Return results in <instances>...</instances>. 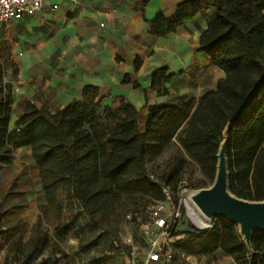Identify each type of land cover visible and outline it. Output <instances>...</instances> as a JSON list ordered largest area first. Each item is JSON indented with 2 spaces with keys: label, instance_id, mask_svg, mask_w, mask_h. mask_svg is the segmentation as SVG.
<instances>
[{
  "label": "trees",
  "instance_id": "obj_1",
  "mask_svg": "<svg viewBox=\"0 0 264 264\" xmlns=\"http://www.w3.org/2000/svg\"><path fill=\"white\" fill-rule=\"evenodd\" d=\"M145 5L137 0L135 8L144 13ZM202 10L206 27L197 50L224 75L197 99L181 96L175 105H149L143 131L133 104L117 96L101 106L99 88L92 84L83 87L79 101L55 112L27 101L18 129L10 130L12 81L19 69L9 43L0 42V169L12 165L15 149L28 148L42 189L38 216L24 237L27 190L17 176L0 183V246L6 244L14 264H58L62 241L80 229L99 227L127 201L132 214L147 211L149 217V208L165 199L163 186L172 194L183 179L192 189L211 185L227 126L230 192L264 199V0H180L170 15L155 11L147 20L150 33L165 36ZM139 62L135 59L134 66ZM7 70L9 80L3 82ZM171 76L165 67L153 70L150 87L165 95ZM169 146L174 149L149 170L148 159ZM186 233L171 249L197 259L220 250L232 264H264V232L253 234L252 253L237 226L221 217ZM45 252L53 254L47 263Z\"/></svg>",
  "mask_w": 264,
  "mask_h": 264
},
{
  "label": "crops",
  "instance_id": "obj_2",
  "mask_svg": "<svg viewBox=\"0 0 264 264\" xmlns=\"http://www.w3.org/2000/svg\"><path fill=\"white\" fill-rule=\"evenodd\" d=\"M179 1L146 0L144 13L135 8L137 0H58L54 10L46 9L47 1L35 14L0 27V42L9 43L19 69L12 81L9 129H18L27 101L55 112L79 101L87 84L99 88L101 106L117 96L133 104L139 110L141 131L149 105H175L181 96L197 99L204 89H215L224 72L197 50L206 27L204 10L165 36L150 33L147 20L155 11L170 15ZM135 59L140 61L138 67ZM159 67L172 75L165 95L150 87L151 72ZM9 75L7 70L3 82ZM21 151L29 153L28 148L15 149L13 167L19 165L15 162ZM205 258L215 259L212 264L233 263L220 250Z\"/></svg>",
  "mask_w": 264,
  "mask_h": 264
},
{
  "label": "rangeland",
  "instance_id": "obj_3",
  "mask_svg": "<svg viewBox=\"0 0 264 264\" xmlns=\"http://www.w3.org/2000/svg\"><path fill=\"white\" fill-rule=\"evenodd\" d=\"M173 149V146H169L156 158L148 159V169H156L157 165ZM16 157L15 164L19 163V165L13 167L12 164L10 167L0 169V183H4L5 180L10 181L14 176H17L18 184L19 179L23 180L20 186L27 190L23 198L28 204L26 212H23L27 230L24 237H27L29 226L33 222H31V219H35L38 216V206L42 202V195L30 154L26 153V151H21ZM193 173L195 175L198 174L197 169H194ZM193 190L187 186L186 180L183 179L172 191L171 207L178 209V215L172 228L174 236L172 240L174 242L183 241L181 238H185L186 232L191 231L192 228L203 229L210 227L215 220L205 219L191 202L189 195ZM129 207L130 201H127L125 207L111 210L99 227H94L91 230L80 229L77 233H71L66 240L60 243L63 253H57L56 255L58 264H129L131 262L141 263L144 261L147 239L144 235L143 226L148 221V212L138 211L132 214L128 210ZM46 228L49 234L53 232L51 224L46 225ZM0 242H2V239ZM172 250L174 257L172 264H180L183 261V254L173 246ZM51 257H53V254L49 252H45L43 255L46 263ZM214 261L215 259H207L205 257L197 259L192 256L188 263L212 264V262L215 263ZM0 264H14L11 254L7 252L6 244L0 246Z\"/></svg>",
  "mask_w": 264,
  "mask_h": 264
},
{
  "label": "water",
  "instance_id": "obj_4",
  "mask_svg": "<svg viewBox=\"0 0 264 264\" xmlns=\"http://www.w3.org/2000/svg\"><path fill=\"white\" fill-rule=\"evenodd\" d=\"M228 132L229 126L224 129L217 150L216 172L212 184L194 189L189 197L205 219L221 217L235 224L246 248L252 253L253 234L264 232V199L246 200L230 192L226 152Z\"/></svg>",
  "mask_w": 264,
  "mask_h": 264
},
{
  "label": "built area",
  "instance_id": "obj_5",
  "mask_svg": "<svg viewBox=\"0 0 264 264\" xmlns=\"http://www.w3.org/2000/svg\"><path fill=\"white\" fill-rule=\"evenodd\" d=\"M47 1L49 2L47 10L58 7V0H0V27L10 20L35 14L45 7ZM162 190L165 193L164 201L156 202L149 208V218L143 226L147 239L146 257L141 263L129 264H172L174 262L171 249L174 243L172 228L178 209L171 207L169 188L163 186ZM181 239L184 240L186 237ZM191 257V255L183 254V261L180 264H189Z\"/></svg>",
  "mask_w": 264,
  "mask_h": 264
},
{
  "label": "bare ground",
  "instance_id": "obj_6",
  "mask_svg": "<svg viewBox=\"0 0 264 264\" xmlns=\"http://www.w3.org/2000/svg\"><path fill=\"white\" fill-rule=\"evenodd\" d=\"M195 222V221H194ZM196 223V222H195ZM197 224V223H196Z\"/></svg>",
  "mask_w": 264,
  "mask_h": 264
}]
</instances>
